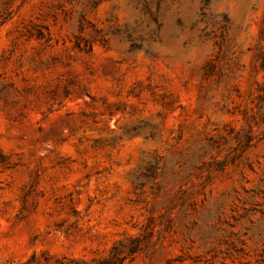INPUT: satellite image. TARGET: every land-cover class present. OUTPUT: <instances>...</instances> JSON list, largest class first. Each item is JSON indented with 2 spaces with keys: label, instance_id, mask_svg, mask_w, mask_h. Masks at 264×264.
I'll return each mask as SVG.
<instances>
[{
  "label": "rangeland",
  "instance_id": "rangeland-1",
  "mask_svg": "<svg viewBox=\"0 0 264 264\" xmlns=\"http://www.w3.org/2000/svg\"><path fill=\"white\" fill-rule=\"evenodd\" d=\"M104 260L264 264V0H0V264Z\"/></svg>",
  "mask_w": 264,
  "mask_h": 264
},
{
  "label": "trees",
  "instance_id": "trees-1",
  "mask_svg": "<svg viewBox=\"0 0 264 264\" xmlns=\"http://www.w3.org/2000/svg\"><path fill=\"white\" fill-rule=\"evenodd\" d=\"M74 47L78 48L79 50H84V51H89L90 50V46L87 47V48L81 47L79 41H76ZM104 264H108V261L107 260H104Z\"/></svg>",
  "mask_w": 264,
  "mask_h": 264
}]
</instances>
